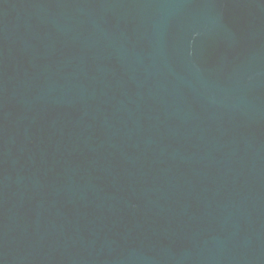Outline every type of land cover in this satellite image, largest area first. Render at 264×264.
<instances>
[{
  "label": "water",
  "instance_id": "obj_1",
  "mask_svg": "<svg viewBox=\"0 0 264 264\" xmlns=\"http://www.w3.org/2000/svg\"><path fill=\"white\" fill-rule=\"evenodd\" d=\"M0 264H264V0H0Z\"/></svg>",
  "mask_w": 264,
  "mask_h": 264
}]
</instances>
